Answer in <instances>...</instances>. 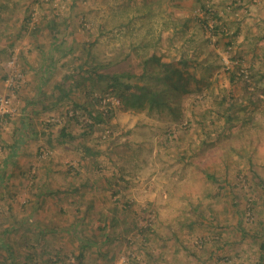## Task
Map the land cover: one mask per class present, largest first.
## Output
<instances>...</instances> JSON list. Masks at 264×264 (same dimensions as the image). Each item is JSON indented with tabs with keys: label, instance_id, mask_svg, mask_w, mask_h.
<instances>
[{
	"label": "rangeland",
	"instance_id": "374dc122",
	"mask_svg": "<svg viewBox=\"0 0 264 264\" xmlns=\"http://www.w3.org/2000/svg\"><path fill=\"white\" fill-rule=\"evenodd\" d=\"M263 91L264 0H0V264H264Z\"/></svg>",
	"mask_w": 264,
	"mask_h": 264
},
{
	"label": "trees",
	"instance_id": "16d2710c",
	"mask_svg": "<svg viewBox=\"0 0 264 264\" xmlns=\"http://www.w3.org/2000/svg\"><path fill=\"white\" fill-rule=\"evenodd\" d=\"M122 73L119 74H112L107 75L108 78V86L115 91V93H118L120 96L121 102H122V108L124 110H127L128 108H142L145 103H148V106L150 108H161L163 105L166 104V101L161 99L159 93L157 91L148 90L145 86L136 87L137 91L130 92V89L132 88L131 85H128L127 83H122ZM60 91H62V94L64 91L60 88ZM264 92V91H263ZM90 95V94H89ZM74 111L76 109L86 110L88 113V116L93 119V121L97 123H101L103 121V117L101 113H97L93 115L90 110H88L87 106L85 104H74L73 106ZM61 135H63V128L60 132ZM66 136V135H65ZM72 137V136H71ZM83 254L79 253L77 255V259H82Z\"/></svg>",
	"mask_w": 264,
	"mask_h": 264
},
{
	"label": "built area",
	"instance_id": "2783aa9c",
	"mask_svg": "<svg viewBox=\"0 0 264 264\" xmlns=\"http://www.w3.org/2000/svg\"><path fill=\"white\" fill-rule=\"evenodd\" d=\"M21 78V74H17L15 75V82L17 83ZM14 79L12 77H9L6 81V84L10 87V88H13V87H16V83H14L13 81ZM1 107L4 105V104H7L8 103V100L6 99H1Z\"/></svg>",
	"mask_w": 264,
	"mask_h": 264
}]
</instances>
